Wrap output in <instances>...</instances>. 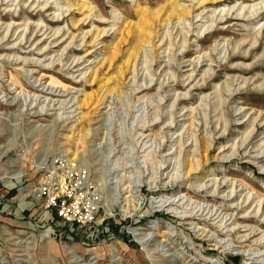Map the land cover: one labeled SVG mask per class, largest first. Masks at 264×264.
I'll return each mask as SVG.
<instances>
[{
	"label": "rangeland",
	"instance_id": "374dc122",
	"mask_svg": "<svg viewBox=\"0 0 264 264\" xmlns=\"http://www.w3.org/2000/svg\"><path fill=\"white\" fill-rule=\"evenodd\" d=\"M262 1L0 0V264H264Z\"/></svg>",
	"mask_w": 264,
	"mask_h": 264
},
{
	"label": "bare ground",
	"instance_id": "6f19581e",
	"mask_svg": "<svg viewBox=\"0 0 264 264\" xmlns=\"http://www.w3.org/2000/svg\"><path fill=\"white\" fill-rule=\"evenodd\" d=\"M174 1V3H173V5H170L169 6V8L166 10V13H164V14H166V18H168V21H170L169 19H171L172 17H176V18H180L181 19V17L182 16H185L186 14H190V10L188 11V10H186V9H184L183 7H181V4H180V0L179 1H176L175 2V0H173ZM223 0H199V5L198 6H204V5H206V4H208V3H216V2H222ZM25 6V5H24ZM47 6V5H46ZM32 7V6H31ZM84 6L83 5H80V8L79 9H82ZM43 8H45V7H43ZM42 8V9H43ZM166 8V7H165ZM235 7H233V8H231V9H234ZM246 8V9H245ZM248 8V9H247ZM12 9V8H11ZM10 9V10H11ZM237 9V8H236ZM243 9H245L246 10V13L244 12V14L242 13V12H238L237 14H236V17H235V19L236 20H246V21H254L255 19H258L262 14H263V12H264V0L261 2V3H257L256 5H250V6H248V7H243ZM193 10V9H192ZM69 11V10H68ZM90 11H92V10H90ZM161 12H162V10H160ZM224 11H226V9L225 8H223V9H220V11L218 12V9L217 10H215L214 11V13H216V12H218L219 14H221L222 12H224ZM229 11H231V10H228V14L230 13ZM248 11V12H247ZM157 12V11H156ZM236 12V11H235ZM235 12H234V14H235ZM92 13V12H91ZM158 14L160 13V12H157ZM156 13V15L154 14V16H160L161 15V13L158 15ZM91 15V14H90ZM90 15H88L89 17H90ZM216 15V14H215ZM151 16H153V15H151ZM153 16V17H154ZM189 16V15H188ZM58 17V16H57ZM84 18H87V16H85ZM91 18V17H90ZM166 18H164V19H162V20H165ZM233 18V17H232ZM179 19V20H180ZM221 19V18H220ZM84 20V19H83ZM167 20V19H166ZM182 20V19H181ZM84 21H86V20H84ZM161 22V21H160ZM164 22V21H163ZM181 22V21H180ZM183 22V21H182ZM179 23V22H178ZM185 23V22H184ZM15 24V23H14ZM11 26V25H10ZM18 26V25H17ZM9 27V26H8ZM187 27V26H186ZM11 28V27H10ZM113 28V27H112ZM180 28V27H179ZM185 28V27H184ZM14 29V28H13ZM7 30H9V28L7 29ZM10 30H12V29H10ZM119 31V30H118ZM22 32V31H21ZM26 32V31H25ZM24 32V33H25ZM92 32V31H91ZM96 32V31H95ZM101 31L99 30V32L98 33H100ZM106 32V31H105ZM104 32V33H105ZM108 32V31H107ZM59 33V32H58ZM94 33V32H93ZM95 34L94 35V37L92 38L93 39V41L95 42L97 39H98V36H99V34ZM23 34V33H22ZM26 34V33H25ZM58 35V34H57ZM73 35V34H72ZM102 35H104V34H102ZM101 35V36H102ZM83 36V35H82ZM185 36V35H184ZM6 37H8L7 35H6ZM42 37V36H41ZM75 35H73L72 36V38H71V40H75ZM92 39H91V41H92ZM22 40H23V37H22ZM22 40L20 41L21 43H20V45L23 43L22 42ZM82 40V39H81ZM24 41V40H23ZM28 41V40H27ZM72 41V42H73ZM83 41H84V37H83ZM99 42V41H98ZM102 42V41H101ZM17 43V42H16ZM92 43V42H91ZM26 44V43H25ZM95 44V43H94ZM254 44H256V42L254 43ZM16 46V45H15ZM39 46V45H38ZM41 46V45H40ZM252 46H253V44H252ZM255 46H253V48H254ZM50 48V47H49ZM47 49V50H51V49ZM44 49H41V51H43ZM46 50V49H45ZM32 52V51H31ZM32 54V53H31ZM46 53H44V55H45ZM115 56V54L114 53H112L111 54V56H110V58H112V57H114ZM245 58V57H244ZM53 61V60H52ZM143 62V61H142ZM104 64V63H103ZM102 64V65H103ZM145 64V63H144ZM135 65H136V63H135ZM146 66V65H145ZM144 66V67H145ZM96 67V66H95ZM135 68V67H134ZM133 68V69H134ZM99 70V69H98ZM94 71H95V69H94ZM136 73V72H135ZM92 74H94V73H92ZM97 74V73H96ZM195 74V73H194ZM194 74L192 73L190 76H189V78H188V80L189 81H191L193 78V76H194ZM95 75V74H94ZM135 75V74H134ZM96 77V76H95ZM94 77V78H95ZM123 78V77H122ZM122 78H119L120 80L122 79ZM138 78V77H137ZM19 79V78H18ZM136 79V78H135ZM152 82V81H151ZM152 84V83H151ZM184 84V83H183ZM14 85V84H13ZM147 86V85H146ZM143 87V86H142ZM149 88H151V87H147L146 89H149ZM20 89V88H19ZM24 89V88H23ZM56 90V89H55ZM24 91H26L25 89H24ZM143 92V91H142ZM22 93V92H21ZM22 96V95H21ZM34 96V95H33ZM30 97V96H29ZM72 98V97H71ZM33 99V98H32ZM36 99H38V97L36 98ZM35 99V100H36ZM209 100V99H208ZM37 103V102H36ZM62 106V105H61ZM213 108V107H212ZM68 112V111H67ZM43 113V112H42ZM76 115V114H75ZM74 116V115H73ZM257 120V119H256ZM263 125H264V123H263ZM255 131V130H254ZM246 133V132H245ZM252 135H253V131H249V134H248V136L246 137V135H245V137H246V139H244V141L242 142V144H241V147L244 145V144H246L247 142H248V140H251V138H252ZM84 136V135H83ZM202 139V138H201ZM253 139V138H252ZM212 140V139H211ZM210 141V140H209ZM252 141V140H251ZM251 141L248 143V145L251 143ZM201 142V141H200ZM203 142V141H202ZM264 142V141H263ZM197 143H199L198 141H197ZM204 143V142H203ZM202 143V144H203ZM192 144V143H191ZM205 144V143H204ZM185 145V144H184ZM202 146V145H201ZM209 146H211V145H209ZM254 146V145H253ZM261 145H259V146H257L258 148L260 147ZM244 147H246V146H244ZM199 148V147H198ZM201 148V147H200ZM204 150H208V148L209 147H206L205 145H204ZM263 148V147H262ZM203 149V148H202ZM201 149V150H202ZM264 149V148H263ZM200 150V149H199ZM197 151V150H196ZM257 152H258V150H256ZM260 151V150H259ZM199 152H201V151H199ZM206 152V151H205ZM78 153L79 152H74L73 154V157L71 158V160L73 159V160H77L78 159ZM169 153V152H168ZM172 153V152H171ZM202 153H203V150H202ZM256 153V152H255ZM261 152H259L257 155H255L253 158L255 159V160H261L263 157H264V154L263 155H261L260 154ZM262 153H264V150H263V152ZM4 154V153H3ZM186 154V153H185ZM204 154V153H203ZM202 155V154H201ZM204 156V155H203ZM189 158V157H188ZM171 159V158H170ZM162 161V160H161ZM188 161V163H187V168H188V170H187V179H189L190 177H191V175L194 173V171L196 172V169H199V168H196V165H195V163L192 161V159H190V160H187ZM203 161V160H202ZM198 165V164H197ZM202 165V164H201ZM14 177H17V178H19V177H21V175L20 174H15L14 175ZM83 179V178H82ZM88 179H89V176L87 175L86 176V178L83 180V182L81 183V186H80V188H81V190H84L85 188L83 187L84 185H86V183H87V181H88ZM173 179V178H172ZM228 184V183H227ZM193 185V184H192ZM195 186V185H194ZM215 186V185H214ZM227 186V185H226ZM226 186H224V187H226ZM83 187V188H82ZM220 187L218 186V189H219ZM216 189V188H215ZM39 191V193H41L42 191H41V189H39L38 190ZM64 191V190H63ZM236 191V190H235ZM211 192V191H210ZM213 192H214V190H213ZM212 192V193H213ZM234 192V191H233ZM63 193V192H62ZM211 193V194H212ZM214 194H217V193H214ZM234 195V194H233ZM214 196V195H213ZM231 196V195H230ZM27 197V196H26ZM84 197V196H83ZM132 197V196H131ZM252 197V196H251ZM86 198V197H85ZM87 198H88V196H87ZM86 198V199H87ZM230 198V197H229ZM90 199V198H89ZM89 199H87L86 201H89ZM250 199V198H249ZM248 200V199H247ZM246 200V201H247ZM251 200V199H250ZM253 200V199H252ZM83 201V200H82ZM171 201V200H170ZM262 202H263V200H261ZM161 201H159V203H160ZM172 202V201H171ZM177 202V201H176ZM175 202V203H176ZM261 202V203H262ZM158 203V204H159ZM165 203V202H164ZM173 203H174V201H173ZM246 203H248V202H246ZM261 203H260V205H257V206H261ZM82 205L84 204V203H81ZM89 204V203H88ZM96 202H93V200H92V204H89L90 206L89 207H87L88 209L87 210H89L87 213H90V215L91 216H94L95 215V210H98V207H96V208H94L93 209V207H95L96 206ZM157 204V205H158ZM170 204H172V203H170ZM164 205V204H163ZM163 205L161 204L160 205V207H163ZM246 205V204H245ZM244 205V206H245ZM251 205V204H250ZM263 205V204H262ZM81 206V205H80ZM88 206V205H87ZM166 206V205H165ZM164 206V207H165ZM168 206V205H167ZM231 206H233V204H231ZM163 207V208H164ZM245 207H247V206H245ZM232 208V207H231ZM259 210H258V209ZM257 208H254L255 210L257 209L258 210V212H261L260 210V208L259 207H257ZM80 209V208H79ZM239 209V208H238ZM243 209V208H242ZM252 208H250V210H251ZM221 210V209H220ZM250 210H248L249 212H252V211H250ZM253 210V209H252ZM84 211H85V209H84ZM247 211V212H248ZM254 211V210H253ZM248 212V213H249ZM256 212V211H255ZM254 213V212H253ZM97 214V213H96ZM181 214V213H180ZM250 214V213H249ZM249 214H246V215H249ZM257 214H260V213H257ZM212 215V214H211ZM213 215H215V214H213ZM191 216V215H190ZM220 216V215H219ZM248 216H244L243 215V217L242 218H247ZM218 219V218H217ZM195 220V219H194ZM264 222V221H263ZM217 225V224H216ZM223 231V230H222ZM254 231V230H253ZM167 233V232H166ZM150 235H153V234H150ZM158 235V234H157ZM161 235V234H160ZM167 236V235H166ZM145 237V236H144ZM153 237V236H152ZM155 237V236H154ZM171 237V236H170ZM146 238V237H145ZM148 238V239H147ZM146 239H142L140 242L141 243H146L151 237H147ZM166 241V240H165ZM165 241H163V242H165ZM254 255V254H253Z\"/></svg>",
	"mask_w": 264,
	"mask_h": 264
},
{
	"label": "built area",
	"instance_id": "2783aa9c",
	"mask_svg": "<svg viewBox=\"0 0 264 264\" xmlns=\"http://www.w3.org/2000/svg\"><path fill=\"white\" fill-rule=\"evenodd\" d=\"M86 176H87V173H86ZM86 176H85V178H86ZM62 177H63V178H62ZM62 177H61V179H62V182L64 183V185H65L67 182H69V181L71 180V177H69V175H63ZM80 177H81V176H80ZM57 178H58V176H57L56 174H55V177H53V178L51 177V179H52V180H51V183L54 182V181H58ZM82 178H83V177H82ZM82 178H81V180L83 181L85 178H84V179H82ZM55 194H56V193H55ZM63 197H64V194H60V195L58 194V198H55V199H56V200H55V205H59V204H58L59 201H61L62 199H65V198H63ZM63 201H64V200H63ZM65 204H66V203H65ZM65 207H66V206H63V207H62V211H61V212H62V214L64 213V214L67 215V214H68V211H66V212L64 211V210H65ZM85 212H87V211L85 210ZM80 214H81V215H84V211L82 210ZM86 214H90V213H86ZM86 214H85V216H86ZM91 217H93V216H91ZM91 217H90V219H91Z\"/></svg>",
	"mask_w": 264,
	"mask_h": 264
}]
</instances>
